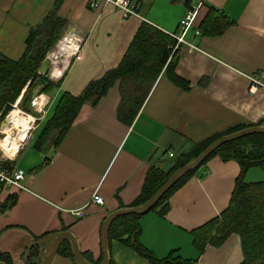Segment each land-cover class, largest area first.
<instances>
[{"label": "crops", "instance_id": "crops-1", "mask_svg": "<svg viewBox=\"0 0 264 264\" xmlns=\"http://www.w3.org/2000/svg\"><path fill=\"white\" fill-rule=\"evenodd\" d=\"M90 1L0 0V53L5 57H21L30 29L56 5L67 20L62 34L72 36L75 43L74 51L66 56L68 62L52 68L50 78L61 80L60 86L36 96L35 104L30 101L29 110L35 116L19 109L32 120L19 148L3 144L7 153H15L6 155V160L25 172L24 189L6 188L0 193V202L9 194L17 195L16 204L0 212V251L10 254L12 264H39L40 250L25 258L28 246L36 236L64 230L75 236L83 254L97 261L102 256L104 219L115 210L129 208L152 165L169 170L176 156L195 142L264 119V87L251 91L247 77L264 69V0H190V6L184 0H152L148 4L152 8L158 3L169 7L152 19L148 9L144 14L143 0L142 18H126L119 8L105 2L92 8ZM209 7L224 12L231 21L219 36L196 34ZM189 9H196V16L184 40L194 49L181 45L173 70L186 87L161 72L135 118L126 123L118 117L121 92L117 81L95 105H82L57 146L47 153L34 148L64 92L79 95L91 80L116 68L143 22L169 35L178 31ZM5 119L0 120L1 135L6 132ZM239 172L235 160L210 158L171 194L165 215L143 214L140 241L144 247L157 258L175 251L195 264H240L243 252L237 233L229 234L218 246L208 244L202 252L193 246L191 234L225 210ZM245 180L264 181V164L250 168ZM94 194L103 198L102 205L92 201ZM78 210L83 211L81 216ZM111 257L115 264H151L118 241L112 242ZM50 264L72 261L57 252Z\"/></svg>", "mask_w": 264, "mask_h": 264}, {"label": "trees", "instance_id": "trees-1", "mask_svg": "<svg viewBox=\"0 0 264 264\" xmlns=\"http://www.w3.org/2000/svg\"><path fill=\"white\" fill-rule=\"evenodd\" d=\"M63 0H58L61 4ZM188 6L190 0H184ZM60 5H58L59 7ZM67 20L61 17L57 10H51L42 21L30 29L26 39V48L18 59H10L0 53V120L6 118L12 106L21 96L19 108L35 116L29 110V94L35 84L42 80L45 84L41 93H47L60 86L61 80L54 82L44 78L39 68L49 51L61 39L62 31ZM231 24V21L214 7L209 10L198 29L201 34L219 36ZM175 39L149 23L143 22L138 28L132 42L119 65L107 71L96 80H91L79 95L64 92L37 138L34 148L47 153L49 148L57 146L59 140L70 128L78 115L82 105L91 102L95 105L107 90L117 81L120 82L121 102L118 108V117L131 122L144 100L148 96L154 82L161 72L168 75L176 83L187 86L180 77L173 73L179 51L172 53L169 47ZM264 126V119L257 123L236 125L226 131L214 134L195 142L192 147L176 156L169 170L152 165L145 177L142 189L137 198L128 206L143 205L165 183V181L179 168L195 159L205 148L217 138L251 126ZM3 135L0 134V139ZM213 156H219L223 161L235 160L240 165V172L235 180L228 206L219 216L209 220L191 231L193 246L202 252L208 244L220 245L231 233H237L241 238L243 260L240 264H264V181L246 182L247 171L264 164V134H250L219 146L201 165L184 175L168 191L157 199L149 212H156L160 216L169 209V197L183 186L197 171ZM3 167L12 170L14 163L11 160H2ZM3 186V184H1ZM1 193V192H0ZM17 202L16 194H9L0 202V212L10 209ZM143 215L126 214L114 219L109 229L108 237V264H115L111 257L113 241L121 242L147 258L151 264H195L170 252L166 257L157 258L152 251L144 247L140 241L142 227L140 219ZM46 234L36 236L35 240ZM39 245L30 249V256L38 253ZM59 254L70 258L72 264H77L69 241H64L58 250ZM84 257L93 263L89 256ZM0 264H12L10 254L0 251Z\"/></svg>", "mask_w": 264, "mask_h": 264}, {"label": "water", "instance_id": "water-1", "mask_svg": "<svg viewBox=\"0 0 264 264\" xmlns=\"http://www.w3.org/2000/svg\"><path fill=\"white\" fill-rule=\"evenodd\" d=\"M39 73L44 78H50L52 74V68H51V60L48 56L41 63L40 68H39ZM44 86L45 84L42 80L38 81L29 94V101L34 100V98L38 96L39 93L42 91ZM7 121L8 120L5 119V122ZM255 133L264 134V126L257 125V126L247 127L242 130L234 131V132L225 134L217 138L207 148H205L195 159L185 164L181 168L177 169L165 181V183L148 199L146 203H144L143 205H139V206L118 209V210L111 212L109 215H107V217L104 219L102 226H101L102 260L99 263L90 262L84 257L83 253L81 252L79 248V245H78V242L75 236L68 230L49 233L45 235L44 237L38 240H35L28 246L26 250L25 258L27 259V254L30 252V249L33 246L39 245L40 246V252H39L40 263L39 264H50L52 258L58 252L62 243L64 241H69L71 245L73 257L77 264H108L109 229L115 218L121 215H126V214H137V215L146 214L153 207V205L155 204L158 198H160L163 194H165L166 191H168L176 182H178L188 172L197 169L201 165V163L212 152H214L219 146L227 142L233 141L235 139L241 138L243 136L255 134Z\"/></svg>", "mask_w": 264, "mask_h": 264}, {"label": "built area", "instance_id": "built-area-1", "mask_svg": "<svg viewBox=\"0 0 264 264\" xmlns=\"http://www.w3.org/2000/svg\"><path fill=\"white\" fill-rule=\"evenodd\" d=\"M101 2L116 6L121 10L123 16L126 18L129 16H137L142 18L139 13L141 8V0H91L89 2V6L92 8H96L100 5ZM195 16L196 9L187 10L185 15L179 22L178 31L169 34L173 39H175V43L170 46L173 53L175 51H178L181 45H185L189 50L194 49V46L184 40V35L192 27ZM199 33V29H196V34ZM247 77L250 81L249 86L251 91H254L259 86L264 87V84L261 80L262 78H264V69L257 74L248 75ZM36 99L37 98H34V100H32V104H35ZM173 155L174 154L172 152H169V156ZM2 160L6 159L0 158V192L6 188H15L18 190L24 189L25 186L23 181L25 178V172L19 168H13L12 170L6 169L5 167H3ZM1 184H3V186H1ZM92 201L98 205H102L104 203L103 198L98 194H94ZM76 214L81 216L83 214V211L78 210L76 211Z\"/></svg>", "mask_w": 264, "mask_h": 264}, {"label": "rangeland", "instance_id": "rangeland-1", "mask_svg": "<svg viewBox=\"0 0 264 264\" xmlns=\"http://www.w3.org/2000/svg\"><path fill=\"white\" fill-rule=\"evenodd\" d=\"M152 3V0H143V11H144V14H145V12H146V10L148 9V11H149V13H148V17L149 18H151L152 19V15H155V16H159V15H163L165 12H164V10L165 9H169V7L168 6H166V5H164V4H162V3H158V4H156V5H154L153 6V8H152V4L151 5H148L149 3ZM65 38H66V36L64 37V34H62V38H61V40L59 41V43H57V44H55V46L51 49V51L48 53V56H49V58H50V60H51V68H54V66H55V64H63L64 63V61L65 62H68V59H66V56L71 52L72 53V51H74V50H72V44L71 43H67L66 42V40H65ZM58 44H60V46H62V47H58ZM68 48H69V50H68ZM66 59V60H65ZM57 69H55V73L57 74ZM49 79H51V78H49ZM40 94H42L41 92L39 93V96H41ZM21 95H22V93H21ZM20 95V96H21ZM23 96V95H22ZM25 96V95H24ZM24 96H23V98H24ZM19 98H21V97H19ZM21 100V99H20ZM14 109H20L19 107H17L16 106V102H15V104L12 106V109L10 110V111H12V110H14ZM32 116V115H31ZM6 133V132H5ZM5 133H3V136L1 137V140L5 137ZM9 133H10V135L12 136V137H15L16 135H17V130L16 129H14V130H12V129H9ZM3 144H4V142H2V144H1V147H0V158H2V159H6V154H8V155H10V156H12L13 154H15V153H12V154H10V153H7L5 150H4V148H3ZM17 146H15V147H13V148H16ZM3 151H5L6 152V154H4L3 153ZM17 152V151H16ZM21 166H23V168L25 169V165H21ZM9 192V191H8Z\"/></svg>", "mask_w": 264, "mask_h": 264}, {"label": "bare ground", "instance_id": "bare-ground-1", "mask_svg": "<svg viewBox=\"0 0 264 264\" xmlns=\"http://www.w3.org/2000/svg\"><path fill=\"white\" fill-rule=\"evenodd\" d=\"M65 40L67 43L72 44L71 47L73 50L74 45H75V43L73 41V37L72 36H66ZM60 47H62V46H60ZM7 120H8V124L6 127V134H5V137L0 141V147H1L2 142H4L9 147H14L15 145L16 146L18 145V148H19V146H20L19 141L23 140L26 137V133L31 128V125H32L30 123V121H32L31 117H30V115L22 114L19 109H14L9 113ZM12 128H15L17 130V135L15 137H12L9 133V129H12ZM3 152L6 154L5 151H3ZM6 155L8 157H12L8 154H6Z\"/></svg>", "mask_w": 264, "mask_h": 264}]
</instances>
